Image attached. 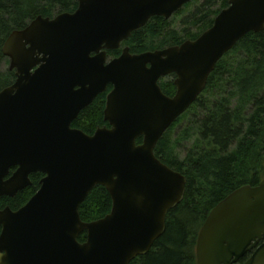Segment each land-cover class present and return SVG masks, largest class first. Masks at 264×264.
<instances>
[{
    "label": "water",
    "instance_id": "obj_1",
    "mask_svg": "<svg viewBox=\"0 0 264 264\" xmlns=\"http://www.w3.org/2000/svg\"><path fill=\"white\" fill-rule=\"evenodd\" d=\"M75 1L73 13L37 17L2 48L15 81L0 92V197L14 198L31 185L30 175L43 178L25 206L0 210V264H130L145 256L185 195L186 178L154 156L158 142L224 55L245 35L264 31V0H228L197 39L131 55L121 46L133 32L195 0ZM119 49L108 61L107 52ZM168 76L173 97L159 86ZM104 93L108 128L92 136L73 129ZM97 186L111 210L83 223L79 208ZM251 251L244 264H264V179L211 210L196 264H237Z\"/></svg>",
    "mask_w": 264,
    "mask_h": 264
},
{
    "label": "trees",
    "instance_id": "obj_2",
    "mask_svg": "<svg viewBox=\"0 0 264 264\" xmlns=\"http://www.w3.org/2000/svg\"><path fill=\"white\" fill-rule=\"evenodd\" d=\"M227 7L228 0H195L172 18L182 20L180 32L171 27L174 20L155 17L133 32L122 48L140 55L193 41L210 29ZM76 8L75 0H0V92L15 81L14 71L1 70L8 65L2 54L8 37L37 17L53 19ZM121 49L109 52V58L119 57ZM173 80L174 76H168L159 81L167 97L175 94ZM110 90L111 86L107 93ZM107 93L84 109L71 127L88 136L98 128H108L103 121ZM136 143L140 145L141 139ZM154 156L186 178L185 195L168 212L164 234L145 256L130 264H196L197 237L211 210L235 190L256 187L264 179V31L245 35L224 55L197 101L160 139ZM42 178L41 174L30 175L29 187L14 198L0 197V210L17 211L25 206ZM111 205L107 191L97 186L81 204L80 219L83 223L103 219ZM85 238L86 233H82L78 243H84Z\"/></svg>",
    "mask_w": 264,
    "mask_h": 264
},
{
    "label": "rangeland",
    "instance_id": "obj_3",
    "mask_svg": "<svg viewBox=\"0 0 264 264\" xmlns=\"http://www.w3.org/2000/svg\"><path fill=\"white\" fill-rule=\"evenodd\" d=\"M200 2H202V0H200ZM173 18V17H172ZM170 19V20H174L173 21V24L171 25V27L173 28V29H176L177 31H181L182 30V24H181V19ZM191 31H194V30H192L191 29ZM6 68H8V65H6V66H2L1 67V70H5ZM184 123H186V121H184ZM184 123H183V125H184ZM183 125H181L180 127H178L176 130H175V132L174 133H177L182 127H183ZM185 146H189V143L187 144V145H185ZM186 149H184V151H185ZM184 151L181 153V155H180V157L182 158L183 156H184Z\"/></svg>",
    "mask_w": 264,
    "mask_h": 264
},
{
    "label": "flooded vegetation",
    "instance_id": "obj_4",
    "mask_svg": "<svg viewBox=\"0 0 264 264\" xmlns=\"http://www.w3.org/2000/svg\"><path fill=\"white\" fill-rule=\"evenodd\" d=\"M108 53L107 52V60L110 61V60H113V59H110L109 56H108ZM115 59V58H114ZM253 254V251H251L250 253H248L241 261H239L237 264H244L249 258L250 256Z\"/></svg>",
    "mask_w": 264,
    "mask_h": 264
}]
</instances>
